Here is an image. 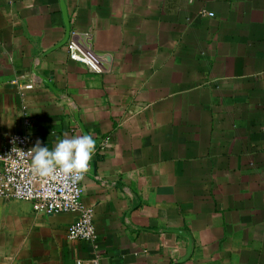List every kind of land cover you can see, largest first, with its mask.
Here are the masks:
<instances>
[{"label":"crops","instance_id":"0c3cea01","mask_svg":"<svg viewBox=\"0 0 264 264\" xmlns=\"http://www.w3.org/2000/svg\"><path fill=\"white\" fill-rule=\"evenodd\" d=\"M61 3L101 74L55 48ZM65 133L96 140L95 244L67 239L75 215L0 200V264H264V0H0V151Z\"/></svg>","mask_w":264,"mask_h":264},{"label":"built area","instance_id":"2783aa9c","mask_svg":"<svg viewBox=\"0 0 264 264\" xmlns=\"http://www.w3.org/2000/svg\"><path fill=\"white\" fill-rule=\"evenodd\" d=\"M206 15L214 16L212 13ZM91 39L88 32L70 33L65 44L67 57L72 62L84 65L91 73L101 74L103 58L92 50ZM9 84L24 91L33 89L31 83L19 85L17 79L10 80ZM23 124L29 125L26 117H23ZM32 147V141L26 134L7 136L5 146L0 151V200L28 202L33 211L39 214L75 215L76 220L67 229V239L94 246L96 232L93 211L82 201V181L72 183L62 177L45 179L34 176L31 171V156L28 154ZM75 264L100 263L99 258L95 257L87 261L77 260Z\"/></svg>","mask_w":264,"mask_h":264},{"label":"clouds","instance_id":"9594fccd","mask_svg":"<svg viewBox=\"0 0 264 264\" xmlns=\"http://www.w3.org/2000/svg\"><path fill=\"white\" fill-rule=\"evenodd\" d=\"M64 137L58 139L52 150L41 146L39 140L29 149L34 176L45 179L62 177L72 183L85 179L95 155L96 140L89 134L68 138L65 133Z\"/></svg>","mask_w":264,"mask_h":264},{"label":"water","instance_id":"95a60500","mask_svg":"<svg viewBox=\"0 0 264 264\" xmlns=\"http://www.w3.org/2000/svg\"><path fill=\"white\" fill-rule=\"evenodd\" d=\"M60 6H61V13H62L64 25H65V35H64L63 40L55 48H59V47L63 46L64 44H66V42H67V40L69 38V34H70V28H69V23H68V20H67V15H66L65 8L62 5V3H61ZM40 79L45 82V80L43 78H40ZM171 232L173 234H175V235H179V236H182V237L186 238L187 241H188L186 255L183 258H181L180 260L177 261V263H184L186 260H188V258L190 257V254L192 252L191 239L189 238V236H187V234H185V232L178 231V230H173Z\"/></svg>","mask_w":264,"mask_h":264}]
</instances>
